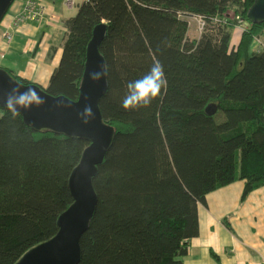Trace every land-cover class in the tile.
Instances as JSON below:
<instances>
[{
	"label": "trees",
	"instance_id": "obj_1",
	"mask_svg": "<svg viewBox=\"0 0 264 264\" xmlns=\"http://www.w3.org/2000/svg\"><path fill=\"white\" fill-rule=\"evenodd\" d=\"M254 2L85 0L65 22L59 66L40 87L76 100L88 43L105 23L100 52L110 73L100 107L115 129L94 178L98 204L81 238L79 264H183L209 193L242 180L244 201L264 187V48L252 50L264 37V22L249 19ZM192 15L207 25L190 40ZM243 20L250 26L232 45ZM156 61L167 89L149 107L125 111L127 83ZM209 106L216 112L208 114ZM0 110V264H15L58 233L60 215L74 202L71 173L90 143L37 132L20 113Z\"/></svg>",
	"mask_w": 264,
	"mask_h": 264
},
{
	"label": "crops",
	"instance_id": "obj_2",
	"mask_svg": "<svg viewBox=\"0 0 264 264\" xmlns=\"http://www.w3.org/2000/svg\"><path fill=\"white\" fill-rule=\"evenodd\" d=\"M43 1L44 19L17 29H12V22L24 2L15 0L11 6L0 24V67L46 88L62 57L65 22L77 14L81 4L68 8L63 0ZM6 31L13 33L11 43L3 37ZM242 32L238 27L233 30L232 45L234 36L238 44ZM252 50H256L255 41ZM244 187L245 182L237 180L207 195L206 205L199 206V236L189 241L183 264H264V187L242 201Z\"/></svg>",
	"mask_w": 264,
	"mask_h": 264
},
{
	"label": "water",
	"instance_id": "obj_3",
	"mask_svg": "<svg viewBox=\"0 0 264 264\" xmlns=\"http://www.w3.org/2000/svg\"><path fill=\"white\" fill-rule=\"evenodd\" d=\"M15 0H0V24ZM253 24L264 22V0H255L248 11ZM107 35V25L101 23L93 31L87 46L86 62L79 88V96L71 100L52 96L37 84H23L0 67V108L9 110L7 99L13 88L23 91L35 88L40 102L28 108H16L24 122L37 132L50 131L70 138L85 139L90 144L69 179L73 204L58 219L59 231L52 238L29 249L15 264H79L82 258L81 238L89 229L98 204L94 178L115 140V129L103 120L101 100L106 95L108 77L96 82L88 73L106 63L100 47ZM91 105L94 116L85 123L83 110ZM208 114L216 109L209 106Z\"/></svg>",
	"mask_w": 264,
	"mask_h": 264
},
{
	"label": "clouds",
	"instance_id": "obj_4",
	"mask_svg": "<svg viewBox=\"0 0 264 264\" xmlns=\"http://www.w3.org/2000/svg\"><path fill=\"white\" fill-rule=\"evenodd\" d=\"M110 69L107 63L101 64L97 69L88 73V78L93 82L106 79ZM167 78L164 66L156 61L150 72L140 79L129 81L126 85L127 94L121 100V107L125 111L137 110L141 107H149L157 98L162 96V90L167 89ZM40 102L38 92L35 88L20 90L19 86L13 88L7 99V107L14 114L16 108H28ZM85 123L94 116L91 105L85 106L83 110Z\"/></svg>",
	"mask_w": 264,
	"mask_h": 264
},
{
	"label": "built area",
	"instance_id": "obj_5",
	"mask_svg": "<svg viewBox=\"0 0 264 264\" xmlns=\"http://www.w3.org/2000/svg\"><path fill=\"white\" fill-rule=\"evenodd\" d=\"M64 4L68 8H74L78 6L77 0H63ZM24 6L19 14L14 18L12 22V29H17L19 26L26 22H40L44 19L46 15V5L43 0H23ZM232 19L241 20L238 16H233ZM189 27L191 28L192 23L196 24V28L198 33L201 35L206 28L207 19L203 16L199 15H192L187 17ZM212 21L214 23H226L225 20H221L219 18H213ZM249 23L246 21H241V23L237 26L238 28L242 29L243 31L249 28ZM5 41L7 43H11L13 40V33L6 31L3 35ZM255 47L256 51H260L264 48V44L260 41V39H255ZM4 57V55H2Z\"/></svg>",
	"mask_w": 264,
	"mask_h": 264
},
{
	"label": "rangeland",
	"instance_id": "obj_6",
	"mask_svg": "<svg viewBox=\"0 0 264 264\" xmlns=\"http://www.w3.org/2000/svg\"><path fill=\"white\" fill-rule=\"evenodd\" d=\"M77 2H78V4H82L83 3V0H77ZM76 10H74V13L76 12ZM198 35H199V33L197 31L196 24L193 22L192 25H191V28H189L188 38L190 40H193L195 37L197 38ZM236 40H237V36H234V39H233L234 45H236V43H237ZM0 66H2L1 62H0ZM1 116H2V112L0 110V117Z\"/></svg>",
	"mask_w": 264,
	"mask_h": 264
}]
</instances>
